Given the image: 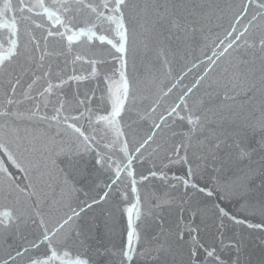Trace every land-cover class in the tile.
<instances>
[{
  "label": "snow or ice",
  "instance_id": "1",
  "mask_svg": "<svg viewBox=\"0 0 264 264\" xmlns=\"http://www.w3.org/2000/svg\"><path fill=\"white\" fill-rule=\"evenodd\" d=\"M84 157L107 174L90 191L70 178ZM255 247L264 0H0V264H254Z\"/></svg>",
  "mask_w": 264,
  "mask_h": 264
},
{
  "label": "water",
  "instance_id": "2",
  "mask_svg": "<svg viewBox=\"0 0 264 264\" xmlns=\"http://www.w3.org/2000/svg\"><path fill=\"white\" fill-rule=\"evenodd\" d=\"M209 54H210V50H209ZM195 55L197 56L201 55V50L199 48H197ZM80 162L81 165L85 166L86 175L80 178L70 177L71 179L74 180V183L78 187L84 189V191H90L92 188L95 187L96 184L102 183L103 180L105 181L107 180V174L101 173L97 175L98 167L94 159L84 157L81 159ZM58 163L61 165V167H64L67 164V158H60L58 160ZM110 208L111 206L105 205L102 208H97L95 212L90 213L91 216H95L99 218V222L101 223V230L98 229V235L103 234V228H102L103 217H105L108 214ZM118 231H119V226H117V233ZM115 242L119 243L118 234L115 236ZM252 259L254 264H264V249L260 247H255L254 250L252 251ZM98 264H104L103 257L100 258Z\"/></svg>",
  "mask_w": 264,
  "mask_h": 264
}]
</instances>
